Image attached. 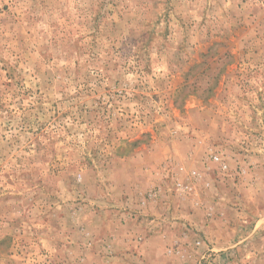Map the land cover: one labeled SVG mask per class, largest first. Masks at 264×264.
<instances>
[{"label":"rangeland","instance_id":"obj_1","mask_svg":"<svg viewBox=\"0 0 264 264\" xmlns=\"http://www.w3.org/2000/svg\"><path fill=\"white\" fill-rule=\"evenodd\" d=\"M0 264H264V0H0Z\"/></svg>","mask_w":264,"mask_h":264}]
</instances>
